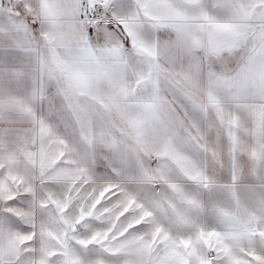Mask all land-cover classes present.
<instances>
[{"label": "snow or ice", "instance_id": "1", "mask_svg": "<svg viewBox=\"0 0 264 264\" xmlns=\"http://www.w3.org/2000/svg\"><path fill=\"white\" fill-rule=\"evenodd\" d=\"M169 16L203 20L213 35L237 46L229 55L240 53L225 65V45L217 44L214 59L221 66L200 64L198 100L174 91L186 112L191 106L203 116L207 130L191 114L178 124L155 98L157 70L150 54ZM110 25L121 30L122 40L108 32ZM53 48L72 71L90 82L105 80L133 111L150 106L146 122L154 125L155 137L89 148L69 139L62 115L50 123L35 92L43 88L42 72L55 69ZM0 88L23 95L36 113L26 130H0V264H111V258L116 264H264V187L248 201L239 186L243 168L264 169V0H0ZM48 103L51 117L55 102ZM91 111L103 118L99 109ZM237 116L246 118V138ZM214 130L216 140H210ZM222 138L233 159L230 201L211 209L216 224L210 226L200 219L207 210L170 173L201 189L216 188V176L184 147L223 167ZM98 158L117 179L94 171ZM125 169L142 183L168 189L160 207L146 206L129 190L120 179ZM13 218L24 230L12 226ZM89 246L100 250L95 259Z\"/></svg>", "mask_w": 264, "mask_h": 264}, {"label": "crops", "instance_id": "2", "mask_svg": "<svg viewBox=\"0 0 264 264\" xmlns=\"http://www.w3.org/2000/svg\"><path fill=\"white\" fill-rule=\"evenodd\" d=\"M131 2V0H126ZM176 3H183L184 0H175ZM190 3H199V0H189ZM177 29H180L177 32ZM114 38L120 39L118 35L108 27ZM146 38H153L152 33H146ZM225 45L224 61L225 65L231 66L239 56V51L229 55L228 53L235 47V44L228 43L223 36H215L212 30L203 20L196 17L187 19L168 17L166 28L154 37V47L151 56L155 61L154 68L157 70V78L153 83L155 86V98L157 102L165 106L173 115L178 124H183L188 115L199 123L204 130L208 128V122L200 113H192L189 106L186 112L184 104L180 102L176 89H183V95L198 100L201 94V72L200 64H213L220 67L221 64L214 59L220 48L217 44ZM51 56L55 63V69L51 72H42L43 88L35 95L37 100L43 98V107L37 103L41 115L47 117L52 124L57 123V113L65 117L68 128L69 139L75 138L91 148L95 144L98 148H112L117 140L121 141H142L144 137L151 133L154 138L156 130L154 125L146 122V111L151 112V107L147 110L133 111L124 102V97L114 91L109 84L103 80L90 82L87 77L79 72L72 71L64 64L59 54L53 48ZM21 56L19 59H24ZM59 81L55 86H50V81ZM31 93V89H30ZM48 98L54 100L53 116H48L50 105ZM91 109H99L103 118L94 115ZM36 113L32 105L24 99L23 95H9L3 88H0V130L5 126L16 130H26L31 127V120ZM210 119L219 127L215 119V114L210 113ZM236 126L240 129L241 136L246 138L248 131L246 118L237 116ZM61 133L65 131L63 127L59 129ZM2 134V132H0ZM210 140H216L215 130L210 135ZM220 148L223 157V167L215 165L209 157L195 147L186 145L184 151L202 166L208 168L209 174L215 175L219 185L212 190L201 189L186 178L170 173L172 182L177 184L181 190L189 196L195 197L201 206L206 209L200 219L213 226L216 218L211 214V209L216 205L227 206L230 201V194L226 190L232 182L233 159L228 148L226 138L220 140ZM150 147V145H149ZM147 151V148H145ZM116 167H122L118 158L111 161ZM154 162V161H153ZM94 171L102 178L117 179L112 175L110 165L103 159L98 158V163ZM135 172L132 169H125L120 179L127 183V186L144 185L135 179ZM264 169L243 168L241 170L239 186L242 189L240 195L244 200L251 201L258 199L257 190L264 187ZM154 192L159 195L160 207L168 189L161 185H149ZM13 227L17 230H24L26 226ZM4 222V214L0 213V223ZM97 251V250H96ZM98 256L100 250L97 251ZM89 255V252H88ZM111 264H116L115 258H111Z\"/></svg>", "mask_w": 264, "mask_h": 264}, {"label": "rangeland", "instance_id": "3", "mask_svg": "<svg viewBox=\"0 0 264 264\" xmlns=\"http://www.w3.org/2000/svg\"><path fill=\"white\" fill-rule=\"evenodd\" d=\"M153 166H155V161L152 162ZM131 192H133L135 195H137L138 199L145 203L146 206L150 208H156L159 200V195L154 192V189L150 188L149 185H135V186H129L128 187ZM98 251V250H97ZM96 250L92 249V246H89V256L93 259H95L98 256Z\"/></svg>", "mask_w": 264, "mask_h": 264}, {"label": "water", "instance_id": "4", "mask_svg": "<svg viewBox=\"0 0 264 264\" xmlns=\"http://www.w3.org/2000/svg\"><path fill=\"white\" fill-rule=\"evenodd\" d=\"M110 29H112L117 35H118V37L122 40L123 39V36H122V33H121V30L117 27V26H115V25H110V26H108ZM126 48H130V44H125L124 45Z\"/></svg>", "mask_w": 264, "mask_h": 264}]
</instances>
